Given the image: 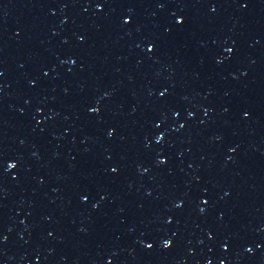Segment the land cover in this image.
<instances>
[{
    "label": "water",
    "instance_id": "95a60500",
    "mask_svg": "<svg viewBox=\"0 0 264 264\" xmlns=\"http://www.w3.org/2000/svg\"><path fill=\"white\" fill-rule=\"evenodd\" d=\"M0 264H264V0H0Z\"/></svg>",
    "mask_w": 264,
    "mask_h": 264
}]
</instances>
